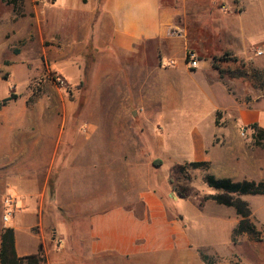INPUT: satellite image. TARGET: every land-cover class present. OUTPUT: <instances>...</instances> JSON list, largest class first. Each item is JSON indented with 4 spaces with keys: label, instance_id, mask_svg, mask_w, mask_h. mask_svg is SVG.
Here are the masks:
<instances>
[{
    "label": "crops",
    "instance_id": "crops-1",
    "mask_svg": "<svg viewBox=\"0 0 264 264\" xmlns=\"http://www.w3.org/2000/svg\"><path fill=\"white\" fill-rule=\"evenodd\" d=\"M18 1L23 14L31 20L36 38L50 41L51 52L44 51L51 54L50 61H67L76 66L78 73L74 85H79L85 78L124 81L125 116L132 114L131 104H136V113L148 110L143 103L149 97L154 98L155 105H160L158 98L176 100L183 91L185 79L208 75L201 88L203 95L208 96L218 86L227 99L224 105H212L207 100L198 116L200 119L202 114L210 115L215 129L212 137L205 141L195 130L190 157L172 153L165 158L179 163L181 160L207 162L214 167L211 175L215 178L244 180L236 178V168L243 164L252 168L253 163L252 158L245 159L246 163L237 161V153L247 150L245 142L236 135L245 128L246 135L251 133L248 128L251 124L264 130V97L247 101L236 99V88L241 85L242 92H250V88L236 78H221L212 68V58L228 53L255 70L264 71V0ZM10 33L12 40L28 36L27 31L14 27ZM257 51H261V55H257ZM189 52L194 53L197 60L196 69H189L185 63ZM220 66L232 65L222 63ZM141 75H145V79L152 78L153 85L146 82L141 86L143 83L133 81ZM2 108L0 242L3 230L10 228L14 232L17 257L34 255L40 248L45 258L43 264H67L61 253L55 254L54 261L50 258L44 237L45 220L50 219L58 225L62 220L60 209L74 203L61 194V173L54 183H49L56 161L64 160L59 147L61 136L45 139L53 152L44 153L40 148L43 138L33 142V137L19 138V145L17 142L13 150V124L2 118ZM217 112L222 113L218 125L215 121ZM77 127L81 129L68 142L63 168L69 169L70 176L77 170L97 174L98 167L102 173V159L107 158L105 139L95 136L93 124ZM132 134L129 130L117 136L113 142L116 146L112 148L119 154L116 158L124 159L129 150L137 154L141 141ZM28 140H32L31 153L27 152ZM93 161H96V168ZM106 167L104 172L107 174ZM63 189L69 196L76 191L70 186ZM5 195L15 198V212L7 224L1 220ZM139 200L140 214L130 207L106 204L89 212L87 239L82 249L86 264H91L92 258L110 263L123 259L160 260L173 253L184 258L188 255L191 240L185 225L169 216L160 194L146 189L139 193ZM216 210L224 213L220 205H216Z\"/></svg>",
    "mask_w": 264,
    "mask_h": 264
},
{
    "label": "rangeland",
    "instance_id": "rangeland-1",
    "mask_svg": "<svg viewBox=\"0 0 264 264\" xmlns=\"http://www.w3.org/2000/svg\"><path fill=\"white\" fill-rule=\"evenodd\" d=\"M13 1L15 9L11 4ZM30 21L26 13L23 14L18 0H0V100L13 97L2 108V118L13 124V150L17 142L19 145V138L33 137V142L43 138L40 148L44 153L53 152L45 139L52 136H61L62 139L59 147L64 160L56 161L49 183H54L61 173V194L74 203L60 209L62 220L58 225L55 226L50 219L45 220L44 237L46 249L51 252L50 258L54 261L55 254L61 253L67 264H86L82 249L87 239L89 212L106 204L130 207L140 214L139 193L150 189L160 194L169 216L185 225L191 240L188 255L184 258L173 253L160 260L123 259L110 263L92 258L91 264H264V195L240 197L249 206L250 221L257 236L244 233L233 243L232 230L238 217L232 208L224 206H221L224 213L217 212V204L207 198L215 191L205 185L203 178L211 174L214 167L192 169L186 160L179 163L165 158L172 153L190 157L195 130L205 141L212 137L215 129L210 115L202 114L200 119L198 116L207 100L212 105H224L227 99L218 86L208 96L203 95L201 88L208 75L185 79L183 91L176 100L158 98L160 105H155L154 98L149 97L143 103L148 110L136 113V104H131L132 114L125 116L124 81L85 78L79 85H74L78 73L76 66L67 61H50L51 54L44 51L51 52V43L47 39L36 38ZM12 27L27 31L28 36L12 40ZM144 76H136L133 81L143 83L141 86L146 82L153 85L152 78L145 79ZM236 79L251 90L242 92L240 85L234 92L236 99L247 101L264 97V79ZM221 116V112L216 113V125ZM83 124H93L95 136L105 139L107 158L102 159V173L98 167L97 174L89 175L87 170L81 173L77 170L70 176L69 169L63 168L68 142L81 129L77 126ZM129 130L141 141L137 154L129 150L124 159L116 158L119 154L112 151L116 146L113 142L118 135ZM236 136L245 142L247 150L237 153V161L246 163L248 158H252L253 163L252 168L246 164L237 167L236 178L264 181V148L261 146L264 141L257 145L253 132L244 137L237 132ZM31 143L32 140H28L26 144L30 153ZM157 161L160 164L154 166ZM95 162L93 167L96 168ZM179 168H182V173H179ZM65 186L75 187L74 195H67L63 189ZM185 191L187 196L182 198L180 194Z\"/></svg>",
    "mask_w": 264,
    "mask_h": 264
},
{
    "label": "trees",
    "instance_id": "trees-1",
    "mask_svg": "<svg viewBox=\"0 0 264 264\" xmlns=\"http://www.w3.org/2000/svg\"><path fill=\"white\" fill-rule=\"evenodd\" d=\"M11 4L15 9L14 1ZM190 55V52L186 54V64L189 62ZM222 63H231L232 66L221 68L220 65ZM212 68L217 71L221 78L227 76L229 78H241L249 81H262L264 79V71L255 70L250 65H246L236 58L231 57L228 53H224L220 57H213ZM12 100L13 97L11 96L0 100V108L6 106ZM248 128L254 133V137L257 139V145H260L261 140L264 141V130L260 129L256 124H251ZM261 146L264 148V143ZM153 164L157 166V164H160V161ZM187 166L192 169H207L209 163L189 162ZM178 171L182 173V168H179ZM203 182L207 187L215 191L214 194L209 195L207 198L217 205L232 208L238 217V222L232 230V242L235 243V238L244 233L253 237L257 236V231L250 221L251 212L249 206L240 197L246 195H264V181H233L229 178H215L211 174H206ZM180 196L182 198L186 197L187 191L180 194ZM202 259L205 260L204 257ZM44 262L45 258L40 248L34 255L17 257L13 230L10 228L3 230L0 242V264H43Z\"/></svg>",
    "mask_w": 264,
    "mask_h": 264
},
{
    "label": "built area",
    "instance_id": "built-area-1",
    "mask_svg": "<svg viewBox=\"0 0 264 264\" xmlns=\"http://www.w3.org/2000/svg\"><path fill=\"white\" fill-rule=\"evenodd\" d=\"M256 54L261 55V51H257ZM187 66L189 69H196L197 60L195 59L193 54L190 55L189 62L187 63ZM246 133H247L246 128L240 130L241 136L244 137L246 135ZM2 206H3V213H2L1 220L4 224H7L12 219L14 212H15V198L11 195H5L3 200H2Z\"/></svg>",
    "mask_w": 264,
    "mask_h": 264
}]
</instances>
